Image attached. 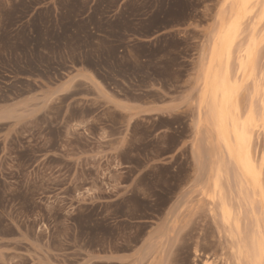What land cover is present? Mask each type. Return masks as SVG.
Returning a JSON list of instances; mask_svg holds the SVG:
<instances>
[{
  "label": "rangeland",
  "instance_id": "1",
  "mask_svg": "<svg viewBox=\"0 0 264 264\" xmlns=\"http://www.w3.org/2000/svg\"><path fill=\"white\" fill-rule=\"evenodd\" d=\"M243 1L0 0V105L58 84L77 67L129 98L186 95L182 113L135 124L121 154L132 165L122 179L134 184L117 195L82 191L96 187L100 170L97 112L120 122L92 88L77 83L38 118L17 129L1 125L0 264L137 250L129 264H235L208 197L220 144L196 120L209 59L210 79L226 74L235 85L237 124L247 122L261 183L247 212L254 208L264 243V0Z\"/></svg>",
  "mask_w": 264,
  "mask_h": 264
},
{
  "label": "crops",
  "instance_id": "2",
  "mask_svg": "<svg viewBox=\"0 0 264 264\" xmlns=\"http://www.w3.org/2000/svg\"><path fill=\"white\" fill-rule=\"evenodd\" d=\"M77 83H83L92 88L95 98L111 108L112 115L120 117V122H116L108 116V113L97 112L98 128L95 157L100 155L101 158L95 162L96 167L100 170L96 174V187L85 185L82 191L92 195L95 193L117 195L134 184L132 179L127 182L122 179L128 171L124 168H130L132 165L123 162L121 154L131 140L135 124H147L160 118L170 119L182 113L186 103V95L182 94L172 99H160L158 101L129 98L107 87L93 71L84 67H77L58 84L46 85L34 95L1 104L0 126L4 125L8 128L17 129L47 113L51 102L55 101L57 97L71 93ZM184 145L181 143L180 148H183ZM137 254L138 250L130 253H89L84 254L76 263L63 261L53 264H129L137 259Z\"/></svg>",
  "mask_w": 264,
  "mask_h": 264
},
{
  "label": "bare ground",
  "instance_id": "3",
  "mask_svg": "<svg viewBox=\"0 0 264 264\" xmlns=\"http://www.w3.org/2000/svg\"><path fill=\"white\" fill-rule=\"evenodd\" d=\"M249 1L244 0L243 2ZM232 33V26H230L225 34H222L224 40L230 39ZM209 60L203 77L205 88L200 96L197 120L203 121L210 131L215 133L213 139L217 144H220L219 151L221 152L215 155L217 163L212 165V176L210 175L211 193L208 197L210 206L213 207H210V211L214 217L215 211H217L220 225L223 226L227 234L230 255L235 264H264V243L254 215V208L247 212V208L252 207L254 201L252 197L256 196L254 195L255 189L261 184L247 149V122L242 121L239 125L237 124L236 116L230 112L231 95L235 85L229 81L226 74L221 78L216 74V78L210 79V75L215 71L210 73L214 59ZM202 108L205 109L203 112ZM223 156L228 157L230 163L229 161H227L228 164L223 162L221 160ZM229 167H231V173H229ZM209 261V259H205L203 264H210Z\"/></svg>",
  "mask_w": 264,
  "mask_h": 264
}]
</instances>
